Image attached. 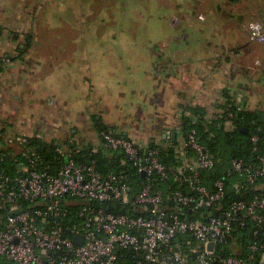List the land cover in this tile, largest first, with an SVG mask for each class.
<instances>
[{
	"label": "crops",
	"instance_id": "obj_1",
	"mask_svg": "<svg viewBox=\"0 0 264 264\" xmlns=\"http://www.w3.org/2000/svg\"><path fill=\"white\" fill-rule=\"evenodd\" d=\"M253 22L264 29V0H0V150L95 147L98 119L162 144L187 109L264 114Z\"/></svg>",
	"mask_w": 264,
	"mask_h": 264
},
{
	"label": "built area",
	"instance_id": "obj_2",
	"mask_svg": "<svg viewBox=\"0 0 264 264\" xmlns=\"http://www.w3.org/2000/svg\"><path fill=\"white\" fill-rule=\"evenodd\" d=\"M247 31L251 43H264L260 24L250 23ZM4 63L0 58V65ZM232 118L233 113H226L217 128L232 131ZM175 135L167 131L165 143ZM257 141L251 138L253 154ZM149 145L100 133L99 146L124 157L120 164L125 168L117 174H103L94 160L82 154L85 160L77 161L62 149L57 150L63 159L59 169L41 171L32 154L17 177L0 184V211L5 213L0 222V264H264V154L256 155L254 163L232 160L231 173L238 177L232 188L238 191L246 185L253 194L214 214L209 210L223 198L225 186L215 181L211 192L198 185L200 171L212 172L215 159L195 131L181 142L183 165L174 170L163 165L159 150ZM187 148L195 159L182 151ZM128 166L144 179L134 185L126 175ZM186 170L188 193L168 189L164 195L157 188L171 175L182 180ZM19 200L42 210L35 217L20 209ZM116 203L127 213L110 212L108 204ZM74 205L81 207L76 222L67 227L63 219L67 207ZM185 209L201 211L203 217L183 218ZM76 236H81V245L74 244Z\"/></svg>",
	"mask_w": 264,
	"mask_h": 264
},
{
	"label": "trees",
	"instance_id": "obj_3",
	"mask_svg": "<svg viewBox=\"0 0 264 264\" xmlns=\"http://www.w3.org/2000/svg\"><path fill=\"white\" fill-rule=\"evenodd\" d=\"M229 106V104H228ZM233 113L231 119L233 130L224 131L218 129V125L224 123V117L226 113ZM206 112L201 109H187L182 112L180 117V123L178 125L179 130L174 132L180 138L179 140L171 139L169 143L162 141V144H155L154 142L149 143L151 149L157 148L159 150V160L168 169L174 170L183 165L184 158L178 154V149L182 141H186L188 135L195 131L198 142L201 146L214 156L215 167L212 172L200 171L199 174V186H205L211 192H214L215 181H222L225 186V195L221 200L217 201L209 210V212L217 213L218 208H225L232 202L246 200L252 197V191L249 186L244 185L243 188L236 191L232 188V185L237 180V176L231 173V162L232 160H242L245 164L254 163L256 155L264 154V114L261 112H249L242 110L241 112L236 111V107L230 104L223 115L216 116L213 118L206 117ZM96 133L98 134V144L93 147V143H88L82 146H73L68 142H43L40 139L33 137L25 139L22 145V152L14 157H11L10 151L0 150V184L5 178L14 179L20 174L21 169L28 166V161L31 155L34 154L38 158V169L41 171H57L61 165L63 159L57 154L58 149L70 151L73 157L77 161H84L86 157L96 162L98 170L103 174L108 173H120L125 167H122L120 162L124 159L123 155L118 152H110L109 150L102 149L100 145V133L109 132L114 135L121 136L129 139L125 135H119L112 130L106 129L101 121L98 119L94 123ZM245 129L246 133L242 130ZM252 137H257L256 143L257 153L253 154L252 149L254 148L251 142ZM76 151L81 154H75ZM186 153V156L195 159L189 148L182 150ZM95 152V153H94ZM84 154L86 157H83ZM186 157V158H187ZM126 175L129 180L134 184H138V181L144 178L141 175H137L130 166L126 167ZM190 175L187 170L180 180V176H170V180L163 183H158L157 188L162 190L164 195L171 191L181 190L183 193H188L187 182L184 180ZM184 180V181H183ZM181 181L183 184L181 185ZM18 206L22 210L29 211L35 216V213L41 211L42 208L33 206L32 203L24 200L17 201ZM81 206L74 205L67 207V215L63 219L64 225L71 227L76 222L78 210ZM109 211L114 214L127 213V209L122 205L108 204ZM4 212L0 211V222L4 218ZM131 214V213H129ZM183 218L187 219H201L203 213L201 211H192L191 209H185L183 211ZM37 217V216H35ZM238 242L240 240H237ZM229 253V251H227ZM233 252L235 248H233Z\"/></svg>",
	"mask_w": 264,
	"mask_h": 264
},
{
	"label": "water",
	"instance_id": "obj_4",
	"mask_svg": "<svg viewBox=\"0 0 264 264\" xmlns=\"http://www.w3.org/2000/svg\"><path fill=\"white\" fill-rule=\"evenodd\" d=\"M242 132H243V133H246V132H245V129H243ZM81 241H82L81 236H76V237L74 238V244H75V245H81Z\"/></svg>",
	"mask_w": 264,
	"mask_h": 264
}]
</instances>
